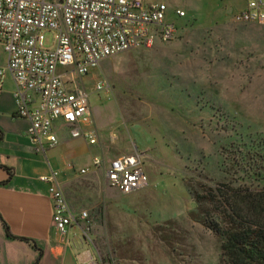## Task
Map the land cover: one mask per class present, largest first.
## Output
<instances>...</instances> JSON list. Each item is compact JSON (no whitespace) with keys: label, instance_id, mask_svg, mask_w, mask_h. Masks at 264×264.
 <instances>
[{"label":"rangeland","instance_id":"1","mask_svg":"<svg viewBox=\"0 0 264 264\" xmlns=\"http://www.w3.org/2000/svg\"><path fill=\"white\" fill-rule=\"evenodd\" d=\"M144 1L167 4L177 34L83 78L97 143L70 159L62 188L87 213L82 236L103 264H221L187 185L264 186V30L232 22L245 0ZM42 44L51 48L52 35ZM98 82L108 93L94 91ZM96 155H139L149 185L123 194L102 167L80 175Z\"/></svg>","mask_w":264,"mask_h":264},{"label":"built area","instance_id":"2","mask_svg":"<svg viewBox=\"0 0 264 264\" xmlns=\"http://www.w3.org/2000/svg\"><path fill=\"white\" fill-rule=\"evenodd\" d=\"M167 15V4L144 0H0V45L14 84V116L27 123L26 137L35 154L46 157L58 146L62 132L96 145L83 78L108 58L171 41L178 29ZM174 15L185 16L178 9ZM232 22L264 30V0H245ZM47 33L52 35L49 49L42 44ZM3 77L0 70V92ZM94 91L108 93V86L98 82ZM99 167L108 185L123 194L149 185L139 155L107 162L96 155L78 172L84 175ZM40 180L48 185L52 221L59 234L65 236L72 226L84 234L80 223L87 213L71 208L58 170L50 168Z\"/></svg>","mask_w":264,"mask_h":264},{"label":"crops","instance_id":"3","mask_svg":"<svg viewBox=\"0 0 264 264\" xmlns=\"http://www.w3.org/2000/svg\"><path fill=\"white\" fill-rule=\"evenodd\" d=\"M5 69L6 55L0 45V70H4L0 92V182H5L0 185V217L13 236L7 235L0 219V264H34L36 259V264H103L93 245L83 238L80 227H70L65 236L59 234L52 221L48 185L40 180L53 168L63 183V175L69 170L67 163L81 155L79 150L87 144L62 132L58 146L46 157L35 154L26 137L27 123L14 116V84Z\"/></svg>","mask_w":264,"mask_h":264},{"label":"trees","instance_id":"4","mask_svg":"<svg viewBox=\"0 0 264 264\" xmlns=\"http://www.w3.org/2000/svg\"><path fill=\"white\" fill-rule=\"evenodd\" d=\"M260 171L257 176L264 180ZM187 189L203 226L219 239L221 264H264V186L250 189L218 182L201 191L191 185ZM2 222L7 235L12 236Z\"/></svg>","mask_w":264,"mask_h":264}]
</instances>
